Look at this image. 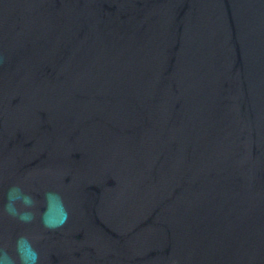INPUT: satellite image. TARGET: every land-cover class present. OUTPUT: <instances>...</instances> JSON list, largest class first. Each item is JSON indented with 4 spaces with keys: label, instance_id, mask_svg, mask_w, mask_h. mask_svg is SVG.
Instances as JSON below:
<instances>
[{
    "label": "water",
    "instance_id": "95a60500",
    "mask_svg": "<svg viewBox=\"0 0 264 264\" xmlns=\"http://www.w3.org/2000/svg\"><path fill=\"white\" fill-rule=\"evenodd\" d=\"M0 264H264V0H0Z\"/></svg>",
    "mask_w": 264,
    "mask_h": 264
}]
</instances>
